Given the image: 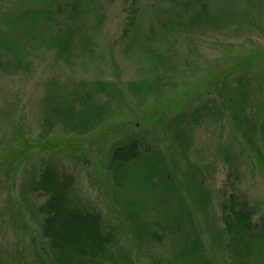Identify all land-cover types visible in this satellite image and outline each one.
<instances>
[{
  "label": "rangeland",
  "instance_id": "rangeland-1",
  "mask_svg": "<svg viewBox=\"0 0 264 264\" xmlns=\"http://www.w3.org/2000/svg\"><path fill=\"white\" fill-rule=\"evenodd\" d=\"M72 2L0 0V41L15 43L25 62L0 58V264H52L37 210L44 197L28 189L47 160L73 177L78 200L102 215L116 235L112 252L129 264L168 255L167 216L178 212L211 261L229 264L234 253L211 243L226 212L246 209L253 228L264 229V167L221 101L241 83L247 110L264 102V0H88L84 15L66 21L60 13ZM203 11L201 23L192 21ZM38 13L49 17L47 34L26 33ZM57 18L79 29L63 58L35 46L55 34ZM142 79L151 84L144 97L131 88ZM96 82L110 86L96 98V127L77 135L61 121L45 126L48 97L95 94ZM132 140L160 161L163 177L146 185L153 194L122 181L129 166L117 179L107 166L111 149ZM171 186L175 194L161 195ZM144 226L154 236L141 240Z\"/></svg>",
  "mask_w": 264,
  "mask_h": 264
},
{
  "label": "trees",
  "instance_id": "trees-1",
  "mask_svg": "<svg viewBox=\"0 0 264 264\" xmlns=\"http://www.w3.org/2000/svg\"><path fill=\"white\" fill-rule=\"evenodd\" d=\"M87 1L73 0L70 8L66 12L62 10L60 14L66 15V21H74L88 10L85 3ZM205 17L206 12L203 11L202 16L195 15L192 21L199 20L201 23ZM57 20L59 19L57 18ZM49 21V17L41 16L38 13L29 22L31 27L25 32L45 35L48 30L46 23ZM59 21L60 26L56 27L55 34L50 35L49 40L38 37L40 41L35 43V46L54 49L56 56L63 58L68 55V50L79 29L69 28ZM14 24L17 23L15 21L9 23V25ZM1 37L2 35L0 39ZM1 51L3 53L0 54L1 59L11 55L14 61L13 66L23 68L25 62L15 43L11 44L7 39H2L0 41ZM139 81L131 88H135L138 95L144 97L151 84L145 79ZM107 87L110 86L105 82H96L94 85L95 94L90 90L82 89L73 93L72 98L48 97L49 100L46 99L45 107L47 115L43 116L45 126L51 129L54 128L56 122L60 123L61 121L63 126L71 132L85 135L86 132L97 126L93 125L94 122L100 120L101 107L97 104L96 98L104 93L108 89ZM157 89L159 88H155V91ZM243 89L242 84L239 83L235 88L225 90L226 94L221 96V101L224 105H231L228 115L232 127L238 131L244 142L254 149V154L264 167V102L259 101L255 110H247L245 102L248 95ZM76 95L79 97L74 98ZM203 110V108H197L195 115H200ZM172 123L176 125V119H173ZM178 134L183 135L184 133ZM255 136L258 137L255 139ZM252 137L254 141L251 139ZM144 151H138L136 140L116 146L111 149L107 166L115 179L121 176L129 166L122 181L126 179L129 183L138 184L136 189H141L142 192L148 193L146 188L148 187L149 193L153 194L152 188L146 185L156 186L163 177L161 175L163 170L156 154L144 155ZM28 189L36 196L44 197V200L37 206V210L42 215L41 234L46 239L47 251L52 264H129L130 259L126 254L119 255V253L112 252L117 245L114 231L102 220V215L99 212L88 208L78 200L74 190L73 177L60 169L56 163L47 160L38 177L28 184ZM130 189L131 192L134 191V188ZM194 190L195 194L204 198V190L199 185L195 186ZM175 192L173 186L166 191L164 189L160 191L161 195L164 193L175 194ZM133 196V194L130 195V197ZM147 201H150V198H147ZM131 204L134 205L132 202ZM231 209L223 216L224 227L215 230L211 243H216L228 253H234L235 257L229 264H264V229L253 228L249 223L250 213L245 211L246 209L241 207ZM180 215L181 213L178 212L175 215L167 216L170 251L167 256L156 259V264H214L209 255L205 253L201 239L195 237V232L182 227L183 223L179 220ZM185 232L188 234L185 235ZM137 233L141 240H146L150 235L154 236L153 232H150L145 226L140 228Z\"/></svg>",
  "mask_w": 264,
  "mask_h": 264
}]
</instances>
